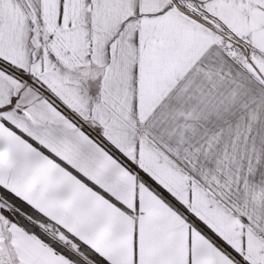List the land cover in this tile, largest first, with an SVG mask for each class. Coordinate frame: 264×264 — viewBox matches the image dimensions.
I'll return each instance as SVG.
<instances>
[{
	"label": "snow or ice",
	"instance_id": "1",
	"mask_svg": "<svg viewBox=\"0 0 264 264\" xmlns=\"http://www.w3.org/2000/svg\"><path fill=\"white\" fill-rule=\"evenodd\" d=\"M0 264H264V0H0Z\"/></svg>",
	"mask_w": 264,
	"mask_h": 264
}]
</instances>
